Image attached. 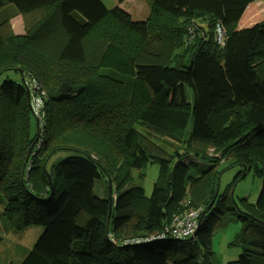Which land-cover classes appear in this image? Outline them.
Returning a JSON list of instances; mask_svg holds the SVG:
<instances>
[{
  "label": "trees",
  "instance_id": "16d2710c",
  "mask_svg": "<svg viewBox=\"0 0 264 264\" xmlns=\"http://www.w3.org/2000/svg\"><path fill=\"white\" fill-rule=\"evenodd\" d=\"M256 1L153 0L148 21L116 6L93 22L102 0H0V76L21 79L0 84V232L44 227L0 264H211L230 222L240 254L226 264H264V20L238 28ZM31 83L45 94L38 117ZM221 166L238 169L222 193ZM250 171L259 195L237 204L231 189ZM97 180L105 210L93 211ZM191 212L193 237L172 234Z\"/></svg>",
  "mask_w": 264,
  "mask_h": 264
},
{
  "label": "rangeland",
  "instance_id": "374dc122",
  "mask_svg": "<svg viewBox=\"0 0 264 264\" xmlns=\"http://www.w3.org/2000/svg\"><path fill=\"white\" fill-rule=\"evenodd\" d=\"M152 1L153 0H125L124 2L120 3L118 2V0H102V3L105 7V12H102L99 16H97L93 20V22L100 20L106 14V11H109L116 6L120 7L121 9L129 13L130 17L134 21H139V20L146 21V19L148 21L150 17ZM30 20L33 19L30 18ZM263 20H264V2L261 0H257L256 2L250 4L246 8L239 21L238 27L239 29L248 28ZM8 21H9L8 24L11 31V35H13L14 38L25 36L26 32H25L24 21L22 16L10 15ZM111 28H113V30L116 31V28L114 26H112ZM116 39L118 41L121 40L126 43H128L129 40L131 41L128 35L123 36L122 31L116 32ZM131 44L130 47H133ZM26 52L27 51H25V53ZM20 72L27 73L24 67H21ZM5 80H10L14 82L21 81L19 75H16L12 71L4 72L0 76V84ZM38 92H41L42 94L37 93L35 90L33 91V93L31 92L32 94L31 98L34 99L36 96H38L40 99H42L45 96L43 90H39ZM186 95L188 101L191 102L192 98L190 91L186 90ZM31 105L32 103L30 99V109H31ZM39 123L40 122L37 119L36 124L38 125ZM64 156L65 154L60 152L51 161H57L58 159ZM205 165H206L205 161H201V163L199 164V166H205ZM219 169H220L219 170L220 176L217 182V189L219 192L222 193L223 190L227 187V185L231 184L234 181L235 176L238 174V169L236 167H233L224 170L223 166H221ZM142 173L144 176L141 181V187L144 190L145 196L148 197L150 196L153 184L157 179L158 165L156 163L149 164L145 169H143ZM102 186H103V181L101 180L95 181L92 201H90V205H89V207L92 208L93 211L105 210V207L102 205L104 200V193ZM259 192H260V179L256 177L252 171H250L243 178L241 177V179L238 180L233 185L230 196L235 202H237V204L239 203L238 199L241 198H248V200L250 201L254 200L253 202H255L256 198L259 195ZM43 230H44L43 226L32 225V226H28L27 228L19 232H9V233L0 232V235L3 238V241L0 244V257L8 255L6 257V260L9 261V255H17L22 250H27V251L30 250V248L38 239L39 235L42 234ZM218 232L220 233L219 234L216 233L214 235L216 237V241L213 246V251H214L213 254L214 255L221 254L226 258H228L229 256V259L226 261V263L236 260L240 254V251L237 248L229 245L233 241L236 234L239 233V225L234 222H230L223 230H220Z\"/></svg>",
  "mask_w": 264,
  "mask_h": 264
},
{
  "label": "built area",
  "instance_id": "2783aa9c",
  "mask_svg": "<svg viewBox=\"0 0 264 264\" xmlns=\"http://www.w3.org/2000/svg\"><path fill=\"white\" fill-rule=\"evenodd\" d=\"M214 40L215 42L223 46L224 45V31L223 29L217 25L215 28L214 33ZM34 83L29 84V98L31 99V111L35 116L39 114V109L42 106V99H40L38 96H36L34 99L31 98L33 91L35 90L37 93L42 94L41 92H38L40 88ZM31 94V95H30ZM172 234L178 235V236H192L196 229H197V212H191L187 214L186 216L182 217L180 220H175V222L171 226Z\"/></svg>",
  "mask_w": 264,
  "mask_h": 264
},
{
  "label": "crops",
  "instance_id": "0c3cea01",
  "mask_svg": "<svg viewBox=\"0 0 264 264\" xmlns=\"http://www.w3.org/2000/svg\"><path fill=\"white\" fill-rule=\"evenodd\" d=\"M215 241H216V237L213 238V241H212L213 246H214ZM213 253H214V251H213ZM228 259H229V256H228V258H226V257L222 256L221 254H217V255L213 254V257L211 258V264H225Z\"/></svg>",
  "mask_w": 264,
  "mask_h": 264
},
{
  "label": "water",
  "instance_id": "95a60500",
  "mask_svg": "<svg viewBox=\"0 0 264 264\" xmlns=\"http://www.w3.org/2000/svg\"><path fill=\"white\" fill-rule=\"evenodd\" d=\"M26 94H27V97L29 98V90H28V88L26 89ZM29 110H30V106H29ZM30 150H31V148L29 149V152H30ZM29 152H28V154H27V156H26V160H27V158H28V156H29ZM242 177H243V175H242ZM110 188V185H109V182H108V189ZM216 193H217V189H216ZM215 193V194H216ZM215 198V197H214ZM211 205V204H210ZM209 205V206H210ZM209 206L207 207V209L209 208ZM199 225H200V221H198L197 222V227H199ZM194 235V234H193ZM193 235H192V237H193Z\"/></svg>",
  "mask_w": 264,
  "mask_h": 264
}]
</instances>
